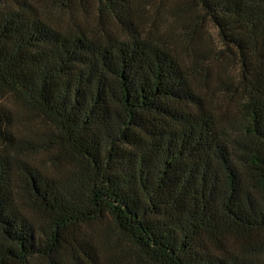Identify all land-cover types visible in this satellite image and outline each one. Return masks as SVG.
Here are the masks:
<instances>
[{"label":"trees","instance_id":"16d2710c","mask_svg":"<svg viewBox=\"0 0 264 264\" xmlns=\"http://www.w3.org/2000/svg\"><path fill=\"white\" fill-rule=\"evenodd\" d=\"M0 264H264V0H0Z\"/></svg>","mask_w":264,"mask_h":264},{"label":"rangeland","instance_id":"374dc122","mask_svg":"<svg viewBox=\"0 0 264 264\" xmlns=\"http://www.w3.org/2000/svg\"><path fill=\"white\" fill-rule=\"evenodd\" d=\"M16 121L20 122V126H18V128H19L20 131L27 130V133H28L31 130V128H32L31 123L32 122L30 121L29 118H26V117L23 116V117L17 118Z\"/></svg>","mask_w":264,"mask_h":264}]
</instances>
